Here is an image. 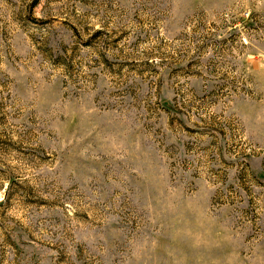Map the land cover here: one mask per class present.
<instances>
[{
	"label": "rangeland",
	"instance_id": "rangeland-1",
	"mask_svg": "<svg viewBox=\"0 0 264 264\" xmlns=\"http://www.w3.org/2000/svg\"><path fill=\"white\" fill-rule=\"evenodd\" d=\"M0 264H264V0H0Z\"/></svg>",
	"mask_w": 264,
	"mask_h": 264
}]
</instances>
